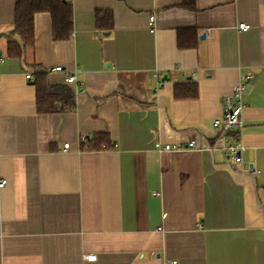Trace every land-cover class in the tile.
<instances>
[{"label":"crops","instance_id":"crops-1","mask_svg":"<svg viewBox=\"0 0 264 264\" xmlns=\"http://www.w3.org/2000/svg\"><path fill=\"white\" fill-rule=\"evenodd\" d=\"M67 1L68 39L35 13L34 45L11 59L17 1L0 0V264H264V0H195L190 11L182 0ZM103 10L110 32L94 26ZM191 29L195 46L179 49L176 31ZM250 71L235 163L211 124ZM44 72L73 91L72 110L36 112ZM192 83L196 99L173 98ZM94 134L115 148L83 150ZM190 141L199 148L154 147Z\"/></svg>","mask_w":264,"mask_h":264},{"label":"trees","instance_id":"trees-1","mask_svg":"<svg viewBox=\"0 0 264 264\" xmlns=\"http://www.w3.org/2000/svg\"><path fill=\"white\" fill-rule=\"evenodd\" d=\"M13 11L14 22L12 31L18 35L21 45L8 42L7 56L11 59L20 58L23 52L33 44V17L35 13L47 12L51 15V29L55 41L68 39L72 29V7L67 0H16ZM195 0H182L180 7L185 10L194 9ZM114 15L108 10L95 12L94 26L97 30L110 32L113 30ZM177 47L191 49L195 46L196 32L191 30L176 31ZM47 73L36 74L33 80L35 88L36 112L38 114L60 113L72 110L75 102L74 93L68 87L51 86L47 81ZM175 100H193L197 98V85L178 84L173 88ZM238 133L234 130L226 134L227 138L235 139ZM86 145L80 144L85 151H107L113 148V143L106 134H94L85 137Z\"/></svg>","mask_w":264,"mask_h":264},{"label":"built area","instance_id":"built-area-1","mask_svg":"<svg viewBox=\"0 0 264 264\" xmlns=\"http://www.w3.org/2000/svg\"><path fill=\"white\" fill-rule=\"evenodd\" d=\"M151 21H153V17L149 18V25H151ZM240 31H247L249 29V25L246 24H239L237 27ZM150 31H153V28H150ZM61 69L60 67L52 68L50 69L51 72H59ZM255 77L254 73L252 71L250 72H241L239 74L238 83L233 88V91L227 95L223 101H222V117L219 120H215L212 122L211 126L213 128V131L216 134V140H218V149L224 154L228 159H231L235 163H238L241 161V154L240 152L243 150V146L240 143V140L237 138L230 139L226 137V134L229 131L232 130H240L242 127L240 115L243 108V95L246 93L248 84L250 83V80H252ZM26 79H30V75H26ZM66 83H74L75 82V76L69 75L65 78ZM86 139L85 137L79 138V144L86 145ZM183 144H165L162 145L160 143H155L154 147L158 151L162 152H175L178 153L181 150L185 149H194L199 148L196 141H190ZM113 148H115V144L112 145ZM63 148L67 149L68 145L64 144ZM212 148V147H211ZM5 185V181H0V188ZM154 195H158L157 193H154ZM84 260L88 262H94L95 256H85Z\"/></svg>","mask_w":264,"mask_h":264},{"label":"water","instance_id":"water-1","mask_svg":"<svg viewBox=\"0 0 264 264\" xmlns=\"http://www.w3.org/2000/svg\"><path fill=\"white\" fill-rule=\"evenodd\" d=\"M199 39H203V35H201V36L199 37Z\"/></svg>","mask_w":264,"mask_h":264}]
</instances>
